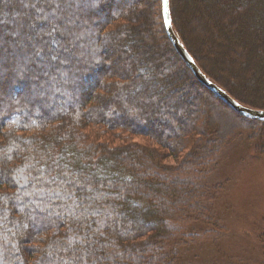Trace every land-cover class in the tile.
<instances>
[{
	"label": "trees",
	"instance_id": "trees-1",
	"mask_svg": "<svg viewBox=\"0 0 264 264\" xmlns=\"http://www.w3.org/2000/svg\"><path fill=\"white\" fill-rule=\"evenodd\" d=\"M129 1L86 0L68 64L0 59V264H193L185 252L217 235L206 180L232 136L212 118L227 106L178 55L162 0ZM32 11L0 0V32ZM171 12L208 79L264 111V0H171ZM239 117L264 137L263 121Z\"/></svg>",
	"mask_w": 264,
	"mask_h": 264
},
{
	"label": "rangeland",
	"instance_id": "rangeland-1",
	"mask_svg": "<svg viewBox=\"0 0 264 264\" xmlns=\"http://www.w3.org/2000/svg\"><path fill=\"white\" fill-rule=\"evenodd\" d=\"M128 4L134 5L131 0ZM160 50L162 55L168 51L166 47ZM154 74L144 72V77L153 84L151 94L156 93ZM199 91L209 100L206 90L200 87ZM217 104L212 118L220 123L221 133L232 136L226 139L227 148L207 177L206 186L211 194L205 204L215 209L220 228L215 230L216 236L206 234V238L188 248L186 260L193 264L196 261L200 264H264V137H256L249 130L250 125L242 122L240 114L232 108ZM201 110L208 114L204 106ZM209 229L212 228L207 227Z\"/></svg>",
	"mask_w": 264,
	"mask_h": 264
},
{
	"label": "snow or ice",
	"instance_id": "snow-or-ice-1",
	"mask_svg": "<svg viewBox=\"0 0 264 264\" xmlns=\"http://www.w3.org/2000/svg\"><path fill=\"white\" fill-rule=\"evenodd\" d=\"M21 3L33 11L20 21L19 32H0V59L12 49L13 55L19 54L32 63L39 61L42 65L45 59L70 63L87 19L86 0H21ZM162 3L166 9L168 0ZM13 35L11 41L6 38Z\"/></svg>",
	"mask_w": 264,
	"mask_h": 264
},
{
	"label": "water",
	"instance_id": "water-1",
	"mask_svg": "<svg viewBox=\"0 0 264 264\" xmlns=\"http://www.w3.org/2000/svg\"><path fill=\"white\" fill-rule=\"evenodd\" d=\"M171 0H168L167 8L165 9L162 3V13L163 20L168 21L165 23V29L167 35L177 51L178 55L184 61L188 69L194 74L198 81L209 89L215 96H217L221 101H223L227 106L232 108L234 111L242 115L243 117L253 120V121H263L264 122V111L251 109L241 105L235 99H233L226 91L212 82L208 77L202 72V70L197 65L194 58L190 55L187 49L182 44L179 37L176 35L173 27V19L171 12Z\"/></svg>",
	"mask_w": 264,
	"mask_h": 264
}]
</instances>
